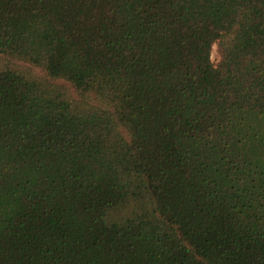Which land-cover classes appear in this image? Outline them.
<instances>
[{"label": "trees", "instance_id": "obj_1", "mask_svg": "<svg viewBox=\"0 0 264 264\" xmlns=\"http://www.w3.org/2000/svg\"><path fill=\"white\" fill-rule=\"evenodd\" d=\"M0 264H264V0H0Z\"/></svg>", "mask_w": 264, "mask_h": 264}, {"label": "rangeland", "instance_id": "obj_2", "mask_svg": "<svg viewBox=\"0 0 264 264\" xmlns=\"http://www.w3.org/2000/svg\"><path fill=\"white\" fill-rule=\"evenodd\" d=\"M211 61L213 63H217L218 62V55H217V52H216V47H213L212 48V51H211Z\"/></svg>", "mask_w": 264, "mask_h": 264}]
</instances>
